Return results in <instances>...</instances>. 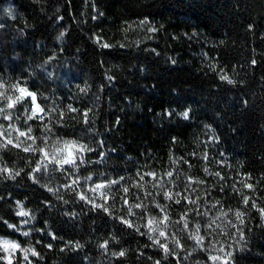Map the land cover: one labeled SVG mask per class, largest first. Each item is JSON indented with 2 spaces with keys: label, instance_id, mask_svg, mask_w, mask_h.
I'll return each mask as SVG.
<instances>
[{
  "label": "trees",
  "instance_id": "trees-1",
  "mask_svg": "<svg viewBox=\"0 0 264 264\" xmlns=\"http://www.w3.org/2000/svg\"><path fill=\"white\" fill-rule=\"evenodd\" d=\"M94 4L95 11L86 0H0V24L5 26L0 29V74L15 79L18 71L31 67L35 77L27 82L38 99L43 93L62 100L61 106L94 108L95 131L82 123L72 130L85 142L103 140L106 149H115L97 168L110 178L134 175L147 164L158 173H179L177 184L188 176L205 181L210 197L225 209L240 206V196L231 187L242 180L238 173H250L253 182L264 174V0ZM145 19L159 30L149 36L139 33V22ZM97 35L116 48H100L94 42ZM121 42L130 46L121 49ZM51 56L55 59L45 63ZM223 74L235 83L220 80ZM85 86L87 95L78 92ZM184 110L189 111L188 120L177 114ZM3 156L19 162L15 153L10 157L5 151ZM205 167L208 173L221 172L227 182L224 192ZM0 196V216L10 222H18L11 209L19 200L29 209H40L35 222L43 234L50 229L84 245L82 250L61 252L63 241H51L50 249L37 244L33 235L30 242L43 256L40 264H138V248L158 258L155 249L142 248L140 238L132 236L118 237L128 249L126 256L111 257L109 252L118 246L110 245L109 252L98 247L113 231L110 219L101 214L93 222L90 217L97 214L89 212L73 221L63 215L64 209L79 207L59 203L44 210L41 202L50 194L27 178L23 183L0 181ZM252 226L247 248L234 255V264H264V230L255 227V221ZM36 259L30 258L33 264ZM139 264L152 261L144 257Z\"/></svg>",
  "mask_w": 264,
  "mask_h": 264
},
{
  "label": "snow or ice",
  "instance_id": "snow-or-ice-1",
  "mask_svg": "<svg viewBox=\"0 0 264 264\" xmlns=\"http://www.w3.org/2000/svg\"><path fill=\"white\" fill-rule=\"evenodd\" d=\"M86 2H91L95 11L94 0ZM8 14L13 15L10 9ZM97 15L102 16L103 13L97 12ZM139 23L147 26L148 32L159 30L146 19ZM4 27L0 24V29ZM63 35L61 33V38ZM94 42L105 50L116 48L115 44L106 42L100 35L96 36ZM128 46L130 45L122 42L119 44L121 49ZM52 59L55 56L49 57L45 63ZM213 69L215 70V66ZM48 76L51 78L52 74L48 73ZM106 78L109 82L113 79L107 74ZM219 79L228 84L235 83L226 74L219 75ZM78 92L87 95L88 87L78 88ZM62 104L63 101L57 100L54 95L44 96L40 93L38 99V93L22 77L13 79L0 74V181L15 180L23 183L27 178L32 181L33 186L39 185L50 194L49 198L41 202L44 210H51L58 203L60 206L72 205L73 209L78 206L79 211L64 209L63 215L73 221L89 212L97 214L96 217H90L93 222L101 214L106 216L112 221L113 231L102 238L98 247L109 252L110 245L118 246V250L109 252L111 257H125L128 249L121 246L118 237L132 236L134 239L140 238L138 243L142 248L155 249L154 255L158 257L153 260L152 255H147L138 248L135 250L139 252L138 264L144 257L152 261V264H185L193 252L204 257L203 264H234L236 247L244 251L242 245L247 242L246 234L254 231L252 221H255V227L264 230V174L253 182L250 173H238L242 180L234 181L231 187L240 196V206L229 209L231 216L228 212H221V216L205 219L207 212L202 211L201 205H204L203 196L210 198V193L206 187H198L205 184L203 180H194L188 176L181 184H177L179 173L171 170L158 173L147 164L141 165L134 175L117 173L116 177L110 178L109 173L98 171V166L104 165L115 149H106L103 140L85 142L83 136L76 135L72 130L73 125L82 123L88 126L89 131L94 132V108L74 107L72 103L61 106ZM179 115L185 120L190 118L188 110ZM5 151L10 157L15 153L19 162L5 160ZM21 152L26 155L21 156ZM182 163L187 164L188 161L183 160ZM220 163L223 164L224 160ZM204 170L208 173L207 167ZM208 175L217 178L215 187L224 192L227 182L221 172ZM258 192L261 195L257 196ZM2 201L3 196H0V202ZM217 204L219 202L211 207H217ZM177 208H182L183 211H177ZM11 211L21 219L18 223H10V218L0 216V231L4 232L0 236V261L13 264L15 259L16 264H21L20 254L23 253L22 260L25 264H33L29 259L30 253L31 257L37 258L35 264H40L43 256L35 246H24L30 243V237L39 230H24L21 227L35 221L36 212L40 209H26L24 202L17 200ZM217 211L220 209L217 208ZM196 217H200L204 223ZM217 221L224 224V230L213 231V225ZM5 229L10 231H4ZM44 232L45 236L36 241L41 246L51 249L54 247L51 241H63L61 252L83 249L84 245L80 241L64 240L50 229H44ZM221 235L233 239L234 244L217 239ZM12 236L17 239L7 238ZM45 238H49L46 245L43 244ZM145 240L147 243H144ZM196 264L201 262L196 261Z\"/></svg>",
  "mask_w": 264,
  "mask_h": 264
},
{
  "label": "rangeland",
  "instance_id": "rangeland-1",
  "mask_svg": "<svg viewBox=\"0 0 264 264\" xmlns=\"http://www.w3.org/2000/svg\"><path fill=\"white\" fill-rule=\"evenodd\" d=\"M151 24V23H150ZM138 32L141 33L145 36H149L150 35V32H148L147 30V26H141V24H139V27H138ZM31 67L30 68H24L20 71H18L14 78H18V77H22L24 79H26L27 81H30L31 79H33L35 77V74H33L34 71H31ZM25 73V74H23ZM29 73H31V75L29 76ZM47 74V72H44ZM48 75V74H47ZM7 78V77H6ZM185 111V110H184ZM184 111H180L178 112L177 114L179 115L180 113L184 112ZM181 116V115H179ZM182 117V116H181ZM6 123V122H5ZM53 183H56V181H54ZM198 187H205L203 185H200ZM203 196V193L201 194ZM194 198V197H193ZM203 199H204V205H201V209L202 211H206L207 212V216L205 217V219L209 218V217H215V216H221V212H228L229 216H231V212H229V209H225L224 207H222L219 204H217V207H211L212 204H216L218 201H216L215 199H212L211 197L209 198L208 196H203ZM17 200H14V205L12 206V209L15 207V202ZM205 205H207V207H205ZM26 209H29L27 207H25ZM217 208L220 209V211H217ZM235 209V208H233ZM14 213V212H13ZM15 215V214H14ZM18 218V222L21 218L17 217ZM197 220H200L201 223H204V220H201L200 217H196ZM10 222V221H9ZM17 222V223H18ZM10 223H13V222H10ZM217 225H219V227H217ZM21 227L24 229V230H29V229H38L36 227V222L33 221L31 224L29 225H21ZM39 230V229H38ZM221 230H224V224L221 223V221H217V224H214L213 225V231H221ZM228 231H231V229H227ZM33 235H35L36 237V240H41V237H44L45 234H43L40 230L39 231H36L33 233ZM32 235V236H33ZM0 236H3L2 234H0ZM31 236V237H32ZM30 237V241H32ZM8 239H12V240H15V238L13 237H7ZM48 238H45V241L47 240ZM217 239L221 240V241H227V244H234V240L233 239H229L227 236H218ZM246 244H243L242 247L244 248V250H246L247 248V244H248V240H247V236H246ZM191 243V242H190ZM227 244H225V247H227ZM25 247H32V244L31 242L29 244H25L24 245ZM220 245H217V247H219ZM235 246V245H234ZM231 250V249H229ZM189 251H191V249L189 248ZM243 251H240L239 250V247H236V250L234 251V255L235 254H239ZM186 254V253H185ZM29 259L31 258V254L29 253ZM21 256V264H25V262L22 260V256H23V253L20 254ZM203 260H204V257L202 255H199L198 253L196 252H193L192 256L190 257V259L188 261H186L188 264H196V261H200L201 264H203ZM1 263L5 264V262L3 261H0ZM13 264H16L15 262V259L13 261Z\"/></svg>",
  "mask_w": 264,
  "mask_h": 264
},
{
  "label": "clouds",
  "instance_id": "clouds-1",
  "mask_svg": "<svg viewBox=\"0 0 264 264\" xmlns=\"http://www.w3.org/2000/svg\"><path fill=\"white\" fill-rule=\"evenodd\" d=\"M12 19H15V16L14 15H10V14H8Z\"/></svg>",
  "mask_w": 264,
  "mask_h": 264
}]
</instances>
